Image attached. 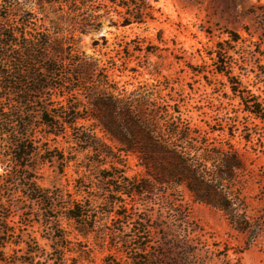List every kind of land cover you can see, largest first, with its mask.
Listing matches in <instances>:
<instances>
[{
	"label": "rangeland",
	"instance_id": "rangeland-1",
	"mask_svg": "<svg viewBox=\"0 0 264 264\" xmlns=\"http://www.w3.org/2000/svg\"><path fill=\"white\" fill-rule=\"evenodd\" d=\"M148 1L155 19L146 25H113L118 18L100 12L98 31L81 33L66 23L72 32L66 34L73 36L77 51L108 70L114 88L148 98L164 142L172 139L190 153L202 176L222 181L224 192L214 202L227 204L228 213L197 202L184 184H157L154 194L132 197L124 180L104 181L111 164L77 143L93 132L102 137L94 119H79L72 129L61 126L57 137L34 115L33 138L42 155L31 164L40 165V172L30 176L54 193L57 211L44 214L15 183L1 186L0 230L8 231L2 238L22 242L5 251L17 264H264V119L245 112L232 92L235 84L240 91H250L263 104L264 116V0ZM6 4L0 6L1 18L13 15L9 1ZM26 8L49 28L61 25L49 5L41 11L36 2H28ZM223 64L231 82L217 73ZM76 79V93L61 92L57 110L82 104L74 116L85 118L95 112L84 83ZM0 151L8 152L7 142ZM116 156L112 162H120L118 172L124 178L173 180L172 160L146 162L138 152ZM238 162L243 169L235 171ZM4 173L0 165V176ZM186 176L183 171L176 179L184 181ZM111 185L125 189V194H112ZM61 194L62 200L57 198ZM69 196L91 207L90 225L67 219ZM112 199L119 201L114 209L108 206ZM235 204L262 228L250 246L249 239L235 231ZM45 216L58 218L59 226L49 229ZM85 227L94 232L84 236ZM55 236L64 239L54 241ZM145 245L148 253H135L137 246ZM27 250L49 254L31 263ZM2 259L0 255V264H6Z\"/></svg>",
	"mask_w": 264,
	"mask_h": 264
},
{
	"label": "trees",
	"instance_id": "trees-1",
	"mask_svg": "<svg viewBox=\"0 0 264 264\" xmlns=\"http://www.w3.org/2000/svg\"><path fill=\"white\" fill-rule=\"evenodd\" d=\"M3 4L10 3L13 15L6 18L0 17V145L7 142L8 152L0 151V165L5 173L0 176V188L5 183H15L21 186L19 192L23 193L33 204H37L41 211L52 213L57 211L54 193L42 189L34 175L40 172V165H31L42 155V147L33 138L35 129V116L41 121L42 126L48 128L50 135L57 137L62 135L58 128L64 126L72 129L79 119H94L102 137L94 132L87 134L77 143L83 146L84 152L98 155V159L111 164L110 171L104 176V181L118 182L124 180L132 189L134 198L142 195L154 194L156 185L178 186L184 184L191 191L195 200L215 207H219L228 213L227 204L217 206L214 199L223 194L222 181H210L201 175L194 162V157L183 149L174 145L173 140L164 142L159 130L161 127L155 109L150 110L148 98L139 91L126 92L124 89L114 88V82L108 74V70L100 66L99 60H90L85 54L80 53L74 47L73 36L66 33L72 32L64 27V24L72 25V30L85 33L86 31H98L103 12L108 16H116L117 22L122 27L146 25L153 21L154 6L148 0H1ZM0 1V2H1ZM157 1V0H155ZM28 2H36L39 10L44 5L51 6L58 14L61 25L47 27L41 23L35 13L28 12ZM7 5V4H6ZM240 39L235 36L233 41ZM152 50V49H151ZM150 48L146 51L150 52ZM217 62V61H215ZM217 73L224 75L229 82L232 81L226 64L217 68ZM83 82L89 93L94 114L80 117L74 116L80 111L82 104L71 108L61 107V92L68 89V95L76 93L75 83ZM77 81V82H76ZM92 86V89L89 88ZM235 97L244 105L245 112L256 119L263 120L260 112L263 104L248 90L240 91L235 84L232 88ZM9 104H5V102ZM73 110L75 112H73ZM72 120V121H71ZM177 141V135L173 138ZM110 142V144L108 143ZM140 153L146 162H157L158 159H169L174 168L173 180L163 181L153 177L149 182L138 181L135 178H124L119 171L120 162H112L119 157H126L133 153ZM159 157V158H158ZM64 159V158H63ZM68 159V158H66ZM11 162H5V161ZM65 161V159H64ZM111 161V162H109ZM241 162L235 164V171L242 170ZM186 172V180L176 179L178 173ZM176 179V180H174ZM111 193L124 195L125 189H118L111 185ZM65 195H57L63 199ZM67 219L81 226L90 225V206L86 207L82 201L69 196ZM117 199L108 201V206L114 209L118 205ZM239 205L235 204V231L249 239V246L255 243L262 231L258 221L247 218L240 212ZM108 213H112L108 212ZM46 217L48 228L53 229V224L60 221L55 217ZM94 227V226H92ZM86 228L84 236L94 232L93 228ZM59 230L58 227L54 230ZM53 230V231H54ZM8 237V231L0 230V255L1 262L17 264V260L6 257V249L11 245L20 246L22 242H12ZM63 237L55 236L54 241L63 240ZM105 239V238H104ZM30 248V247H29ZM56 251V248H53ZM135 253H148L145 245L134 250ZM14 252H18L14 250ZM31 263L36 258L45 257L48 252L27 250Z\"/></svg>",
	"mask_w": 264,
	"mask_h": 264
}]
</instances>
